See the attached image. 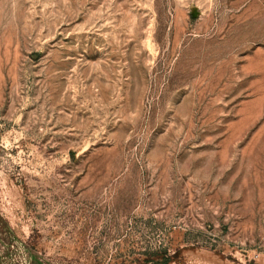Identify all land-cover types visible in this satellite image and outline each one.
<instances>
[{"label":"rangeland","instance_id":"374dc122","mask_svg":"<svg viewBox=\"0 0 264 264\" xmlns=\"http://www.w3.org/2000/svg\"><path fill=\"white\" fill-rule=\"evenodd\" d=\"M0 264H264V0H0Z\"/></svg>","mask_w":264,"mask_h":264}]
</instances>
